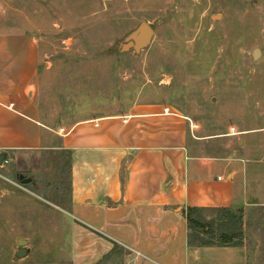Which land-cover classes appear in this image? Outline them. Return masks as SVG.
Returning a JSON list of instances; mask_svg holds the SVG:
<instances>
[{"label":"rangeland","instance_id":"374dc122","mask_svg":"<svg viewBox=\"0 0 264 264\" xmlns=\"http://www.w3.org/2000/svg\"><path fill=\"white\" fill-rule=\"evenodd\" d=\"M142 22L154 29L151 44L122 52ZM0 30L39 41L46 124L161 103L198 125L195 148L246 160L247 205L206 213L208 226L189 225L190 241L223 246L232 235L227 246L243 247L245 264H264V0H0ZM231 127L240 134L228 136ZM8 161L0 166V264H74V220L61 210L69 155L48 149ZM19 238L31 251L15 261Z\"/></svg>","mask_w":264,"mask_h":264},{"label":"crops","instance_id":"0c3cea01","mask_svg":"<svg viewBox=\"0 0 264 264\" xmlns=\"http://www.w3.org/2000/svg\"><path fill=\"white\" fill-rule=\"evenodd\" d=\"M43 65L32 33L0 30V152L69 155L61 210L74 220V264H245L243 247L191 243L187 213L246 206V160L195 148L194 123L161 103L52 127L40 108Z\"/></svg>","mask_w":264,"mask_h":264},{"label":"water","instance_id":"95a60500","mask_svg":"<svg viewBox=\"0 0 264 264\" xmlns=\"http://www.w3.org/2000/svg\"><path fill=\"white\" fill-rule=\"evenodd\" d=\"M154 36V29L147 23L142 22L135 30H133L120 44V50L122 52H127L133 50L136 53H140L152 42ZM257 56V52L254 57ZM5 154L0 155V166L5 159ZM18 179L22 184L31 183L35 185L32 178H25L23 175H19ZM29 241L27 239L19 238L17 240V251L15 253V261L26 258L30 253Z\"/></svg>","mask_w":264,"mask_h":264},{"label":"trees","instance_id":"16d2710c","mask_svg":"<svg viewBox=\"0 0 264 264\" xmlns=\"http://www.w3.org/2000/svg\"><path fill=\"white\" fill-rule=\"evenodd\" d=\"M191 212H192V210H188V213H187V216H188V221H189V224L190 225H192V226H195V227H206V226H208L207 224H203V222L201 221V220H197V219H194L192 216H191ZM234 236H232V235H226L225 236V239H226V242L224 243V244H222L223 246H227L228 244H230V242L232 241V238H233ZM202 244H204V243H202ZM211 244H213V243H210V244H205V245H211ZM217 245V244H216Z\"/></svg>","mask_w":264,"mask_h":264},{"label":"built area","instance_id":"2783aa9c","mask_svg":"<svg viewBox=\"0 0 264 264\" xmlns=\"http://www.w3.org/2000/svg\"><path fill=\"white\" fill-rule=\"evenodd\" d=\"M166 111H168V109H166L165 110V112ZM191 129H192V131H195L196 129H198V125L196 124H192L191 125ZM62 133L63 132V130L62 129H60L59 130V133ZM240 134V132L238 131V130H236V128L235 127H231L230 129H229V132H228V135L229 136H236V135H239ZM0 155H1V152H0ZM9 164V161H8V158L7 157H5V159L3 160V163H2V167H5V165H8Z\"/></svg>","mask_w":264,"mask_h":264}]
</instances>
